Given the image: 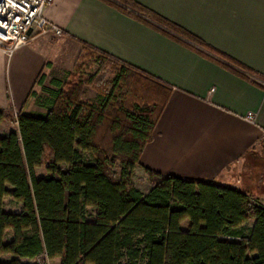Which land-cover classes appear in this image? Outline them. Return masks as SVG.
I'll return each instance as SVG.
<instances>
[{
  "label": "trees",
  "instance_id": "trees-1",
  "mask_svg": "<svg viewBox=\"0 0 264 264\" xmlns=\"http://www.w3.org/2000/svg\"><path fill=\"white\" fill-rule=\"evenodd\" d=\"M102 1L186 40L242 78L264 83L133 1ZM83 49L79 61H93L99 70L110 66L113 74L95 101L85 97L96 74L84 79L78 64L44 117L0 109V125L12 121L17 130L0 135V264H264V208L247 194L147 169L150 190L135 187V170L173 90L87 45ZM38 170L45 176L38 179ZM6 198L22 205V213L5 212ZM3 256L13 259L4 262Z\"/></svg>",
  "mask_w": 264,
  "mask_h": 264
},
{
  "label": "crops",
  "instance_id": "crops-1",
  "mask_svg": "<svg viewBox=\"0 0 264 264\" xmlns=\"http://www.w3.org/2000/svg\"><path fill=\"white\" fill-rule=\"evenodd\" d=\"M130 1L264 78V0ZM44 16L63 35L39 37L11 57L0 51V109L44 117L87 45L173 90L134 175L147 169L211 183L264 208V89L254 82L264 83L102 0H54ZM3 125V137L17 131L2 133Z\"/></svg>",
  "mask_w": 264,
  "mask_h": 264
},
{
  "label": "built area",
  "instance_id": "built-area-1",
  "mask_svg": "<svg viewBox=\"0 0 264 264\" xmlns=\"http://www.w3.org/2000/svg\"><path fill=\"white\" fill-rule=\"evenodd\" d=\"M54 0H0V51L11 57L35 39L63 32L46 20L45 10ZM31 32V33H30ZM248 120L254 121L249 114Z\"/></svg>",
  "mask_w": 264,
  "mask_h": 264
},
{
  "label": "rangeland",
  "instance_id": "rangeland-1",
  "mask_svg": "<svg viewBox=\"0 0 264 264\" xmlns=\"http://www.w3.org/2000/svg\"><path fill=\"white\" fill-rule=\"evenodd\" d=\"M82 65L83 72H84V79L87 78V76H94L96 74V82L95 85L91 87L86 88V97L85 99L88 101H95L97 99L98 93L97 89H103L112 79H113V74L110 66H105L99 70L98 65H94L93 61H88L84 59V61H77L76 65L74 66L73 70L68 73L66 76L62 78L63 83H67L68 76L69 74L73 73L76 74V66L77 65ZM81 71V70H80ZM93 87V88H92ZM46 95H43L42 97H45ZM16 128L15 124L12 121H7L4 123L2 127V133L4 131L10 130ZM37 178H42L45 176V171L44 170H38L36 172ZM133 182L135 187L140 190L142 193L146 194L150 190V185H149V180L146 175L142 171H137L136 174L133 177ZM22 205L14 202L11 198H6L4 200V211L7 213H12V214H20L22 213ZM252 226V223L249 224V227ZM13 258L11 256H3L1 258L2 261L4 262H9ZM59 260H54L49 262L48 264H59ZM22 264H37L38 262L36 260H21Z\"/></svg>",
  "mask_w": 264,
  "mask_h": 264
},
{
  "label": "water",
  "instance_id": "water-1",
  "mask_svg": "<svg viewBox=\"0 0 264 264\" xmlns=\"http://www.w3.org/2000/svg\"><path fill=\"white\" fill-rule=\"evenodd\" d=\"M31 33V32H30Z\"/></svg>",
  "mask_w": 264,
  "mask_h": 264
}]
</instances>
